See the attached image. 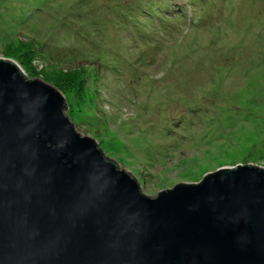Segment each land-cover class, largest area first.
Returning <instances> with one entry per match:
<instances>
[{
	"label": "rangeland",
	"instance_id": "374dc122",
	"mask_svg": "<svg viewBox=\"0 0 264 264\" xmlns=\"http://www.w3.org/2000/svg\"><path fill=\"white\" fill-rule=\"evenodd\" d=\"M142 2L0 0V59L60 92L76 133L149 196L264 168V0H171L185 17L145 38L149 17L126 12Z\"/></svg>",
	"mask_w": 264,
	"mask_h": 264
},
{
	"label": "water",
	"instance_id": "95a60500",
	"mask_svg": "<svg viewBox=\"0 0 264 264\" xmlns=\"http://www.w3.org/2000/svg\"><path fill=\"white\" fill-rule=\"evenodd\" d=\"M65 110L0 59V264H264V168L149 196Z\"/></svg>",
	"mask_w": 264,
	"mask_h": 264
},
{
	"label": "trees",
	"instance_id": "16d2710c",
	"mask_svg": "<svg viewBox=\"0 0 264 264\" xmlns=\"http://www.w3.org/2000/svg\"><path fill=\"white\" fill-rule=\"evenodd\" d=\"M171 0H150L151 4L149 5L148 3L143 5V2L141 4H139L141 12L138 14V11L136 9V6H129V8H127L126 12L127 14H129V17L136 19L135 17L139 16V15H145V17H149L147 18V24L142 23L140 24L139 28H136V32H141V34L139 35L140 37L145 38L146 35V29L144 30L143 28L146 27V25H148V22H151L152 24H155V22H158V24H160L161 26L168 24V19H173L174 18V13H178L179 17H181L180 19H182L185 14V11H183L182 7H177L176 5H173L171 2ZM145 8V9H144ZM29 12H30V7L28 8ZM171 11H173V14H169ZM32 12V11H31ZM192 12H194L196 14V9H194V11L192 10ZM126 15V14H125ZM137 20V19H136ZM191 22V20H190ZM189 22V23H190ZM133 21L131 23V25H133ZM140 29V30H139ZM81 70H77V72H79ZM69 78H71L69 81H67V86L70 85V82L74 81L75 78H73L72 76H69ZM72 80V81H71ZM160 190H162V188H160Z\"/></svg>",
	"mask_w": 264,
	"mask_h": 264
}]
</instances>
